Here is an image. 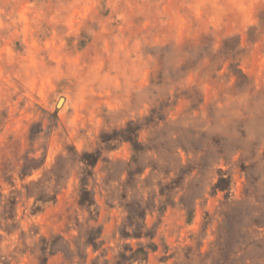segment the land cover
<instances>
[{
  "label": "rangeland",
  "instance_id": "rangeland-1",
  "mask_svg": "<svg viewBox=\"0 0 264 264\" xmlns=\"http://www.w3.org/2000/svg\"><path fill=\"white\" fill-rule=\"evenodd\" d=\"M0 264H264V0H0Z\"/></svg>",
  "mask_w": 264,
  "mask_h": 264
}]
</instances>
